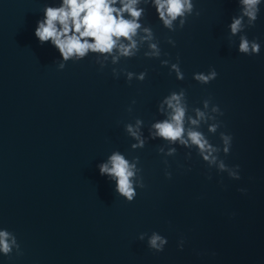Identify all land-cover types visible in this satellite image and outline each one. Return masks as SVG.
<instances>
[{"label":"water","instance_id":"water-1","mask_svg":"<svg viewBox=\"0 0 264 264\" xmlns=\"http://www.w3.org/2000/svg\"><path fill=\"white\" fill-rule=\"evenodd\" d=\"M193 3L199 16L172 32L150 0H141V23L159 41V58L144 56V42L116 65L109 58L101 69L99 54L89 53L60 70V53L41 44L35 28L45 7L62 0H0V229L16 236L22 253H0V264H264V0L255 25L245 18L244 30L232 37L238 0ZM240 35L256 40L260 53L241 54ZM177 57L183 80L170 72ZM114 67L147 75L129 83L113 76ZM211 68L218 75L209 84L193 78ZM181 89L189 115L197 107L210 112L205 99L223 112L216 133L208 131L213 121L198 127L186 121L213 145L222 147L220 132L233 137L230 153L221 151L213 165L194 146L150 136L151 124L165 118L159 103ZM136 119L147 142L133 150L125 125ZM161 146L176 154L164 156ZM117 150L130 162L139 157L142 169L145 187L130 203L98 169ZM221 160L227 171L219 169ZM152 232L167 239L162 252L148 247Z\"/></svg>","mask_w":264,"mask_h":264},{"label":"clouds","instance_id":"clouds-1","mask_svg":"<svg viewBox=\"0 0 264 264\" xmlns=\"http://www.w3.org/2000/svg\"><path fill=\"white\" fill-rule=\"evenodd\" d=\"M151 6L155 8L158 19L164 28L169 31L182 29L187 22V18L193 14L199 16V11L195 10L193 0H150ZM262 0H238L240 14L231 18L228 25L230 37L241 33L245 28V18L248 27L255 25L260 11ZM149 3V0H144ZM141 0H62L59 7L47 6L44 9V18L37 21L35 37L41 44L50 42L61 56L58 68L63 70L66 62H73L84 59L89 53L99 54L96 63L103 69L109 62L116 65L120 59L135 57L140 52V45L144 42L148 44V51L144 52L147 58H159L161 49L159 41L156 40L151 27L144 26L141 21L144 18L145 8L138 7ZM178 21V24L176 23ZM139 37V41L137 40ZM167 43L175 47V41L171 37L167 38ZM238 51L245 55H258L260 44L256 40H249L247 35H240ZM169 60H162V66H168ZM170 72H175L178 80L184 79V74L179 66V57L176 63L170 64ZM114 77L119 78L121 74L126 76L127 82L135 78L144 81L147 72L139 74L127 71L124 68H112ZM218 73L211 68L207 74L194 73L193 78L200 84L206 85L217 78ZM133 104L135 101L132 102ZM210 99L203 101V108H193L195 117L188 114L186 92L181 89L179 92L173 91L166 96L158 105V111L165 114V118L151 124L150 136L152 139L159 138L168 145H182L185 147H195L198 155L209 165L216 163L218 154L222 151L230 153L232 139L230 134L220 132L222 147L213 145L202 131L194 127H186V121L191 126L198 127L201 121L207 123L213 121L208 127V131L216 133L221 126L217 121V114L223 115L218 105H211ZM132 111L131 108L128 109ZM143 121L135 120V124L125 125L126 133L133 138L136 143L131 145L133 150L142 149L146 144L141 127ZM175 147H168L167 151L163 146L158 148V152L164 156L176 154ZM188 158L191 153L187 154ZM167 165V160L164 161ZM139 157H133L129 161L120 151H113L107 161L98 165L99 173L106 176L110 181L115 182V192L123 197L127 202H132L137 195L136 189L145 187L143 176L140 175L142 169L137 167ZM221 171H227V165L221 160L219 165ZM239 165L236 168L239 169ZM171 172L165 171V176L171 179ZM229 175L236 179L241 177L237 172L229 171ZM209 179L211 177L209 176ZM241 192L246 191L240 189ZM146 233L139 236L144 240ZM148 247L155 252H162L167 239L157 232H152L148 238ZM184 241L179 242V247L183 249ZM15 249L17 255L22 254L16 236L6 229H0V253L9 256Z\"/></svg>","mask_w":264,"mask_h":264}]
</instances>
